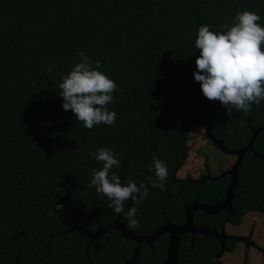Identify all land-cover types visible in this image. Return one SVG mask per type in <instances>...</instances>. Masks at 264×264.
<instances>
[{"label": "trees", "instance_id": "1", "mask_svg": "<svg viewBox=\"0 0 264 264\" xmlns=\"http://www.w3.org/2000/svg\"><path fill=\"white\" fill-rule=\"evenodd\" d=\"M243 9L258 12L264 25V0H0V264H14L18 254L17 264H125L132 257L136 243L114 228L86 252V233L67 230L77 220L94 231L117 216L90 187L93 167L103 162L88 153L99 147L120 158L111 171L122 181L148 186L142 202L125 207L137 208L138 224L121 214L138 234L154 232L166 219L183 222L184 206L194 199L224 200L228 175L188 181L176 173L188 155L190 129L202 119V94L192 91L199 87L196 30L202 24L221 29ZM78 50L99 60L118 85L107 105L116 112L111 125L86 128L62 107L57 81L78 62ZM208 103L212 133L228 148L245 146L252 130L264 126V102L230 116L218 99ZM153 155L167 162L164 189L149 183L156 179ZM238 171L232 211H197L195 224L218 228L227 219L237 225L250 211L264 213V129ZM188 237L180 238L178 264H215L218 240L197 235L191 249ZM166 243L162 235L152 248L142 245L136 264H161Z\"/></svg>", "mask_w": 264, "mask_h": 264}, {"label": "clouds", "instance_id": "2", "mask_svg": "<svg viewBox=\"0 0 264 264\" xmlns=\"http://www.w3.org/2000/svg\"><path fill=\"white\" fill-rule=\"evenodd\" d=\"M260 20L258 12L243 9L236 12L231 22H224L221 29L202 24L196 30L194 44L199 55L195 58L193 77L203 95L218 99L228 116L234 110L247 113L253 104L264 102V25L258 23ZM77 55L78 62L57 81L63 109H70L75 119L89 129L101 123L113 124L116 112L107 105L113 102V93L118 90L116 81L102 70L99 60H92L83 50H78ZM88 155L103 162L99 169L93 167L90 187L94 186L97 193L110 201L114 212L126 214L128 223L135 227L139 222L137 208L126 209L125 204L129 199L142 202L149 194L148 186L132 179L124 182L111 171L113 166H119L120 158L110 147H99ZM149 169L156 176L149 178L150 185L164 189L169 175L167 162L153 155ZM62 207L55 204L56 209Z\"/></svg>", "mask_w": 264, "mask_h": 264}, {"label": "water", "instance_id": "3", "mask_svg": "<svg viewBox=\"0 0 264 264\" xmlns=\"http://www.w3.org/2000/svg\"><path fill=\"white\" fill-rule=\"evenodd\" d=\"M192 91H197L202 94V100H203V108H202V119H201V124L205 126V131L207 138L209 142L214 146V148L222 152L224 155H230L233 156L235 159L232 163V165L227 168V169H222L218 167L219 170V176L223 174H228L230 176V183L226 189L225 193V198L223 201L215 203V204H203V203H198L194 202L190 205H188L185 208L186 211V222L182 226H174L169 222H166L165 225L159 227L156 229L152 234L146 235V234H137L135 231L128 229L125 227V225L121 222V214L122 213H117V216L115 218V221L110 224L109 226H103L100 228H97L95 231L87 230L86 228H83L82 226L78 225L77 221L75 220L74 224L69 226L67 230L75 229V230H81L85 233H87L88 237L90 238L91 241L95 239L99 234H103L107 231H109L111 228H114L121 232L123 237L129 238L133 241L136 242V248L134 255L132 256L131 260L129 261V264H135V259L139 254V249L141 245L143 244H151L154 240L159 238L161 235L164 233L169 234V241L166 247V253L167 257L166 259L162 262V264H177L178 263V247L180 243V235L185 233L188 230L192 231V236L196 233L199 234H204V235H215L219 238L221 241V248L218 254H216V257L220 256L222 252L224 251L225 245H224V239H231V240H242L243 238L241 237H236V236H227L224 235V230L222 228L221 234L217 233L216 231L209 230L205 227L201 228H196L192 226V212L193 210H201L206 213H216L219 212L220 210H231L232 202L234 199V190L238 186V167L239 164L241 163V160L245 156L246 152L248 151H253V142L256 137V135L259 133L260 130L264 129L263 127L260 128H255L252 130L250 139L248 140L247 144L243 147L239 148H228L224 142L221 139L215 138V136L212 133V123L209 120V103H208V98H206L201 89L200 86L197 89H193ZM181 95V93H180ZM176 100V97L173 98V101ZM254 155L256 153L254 152ZM208 157V156H207ZM219 176H212V175H207L206 178H216ZM130 204H134L132 200L127 201L125 204V207H127ZM17 264V262H15Z\"/></svg>", "mask_w": 264, "mask_h": 264}, {"label": "rangeland", "instance_id": "4", "mask_svg": "<svg viewBox=\"0 0 264 264\" xmlns=\"http://www.w3.org/2000/svg\"><path fill=\"white\" fill-rule=\"evenodd\" d=\"M189 151L187 158L181 168L177 171V176L180 178H186L191 176L192 178H197L200 174L204 173V166L206 153L209 156V166L210 172L215 174L218 167L222 169L229 168L234 157L230 155H224L222 152L217 151L212 144L209 142L205 126L203 124L193 126L189 132L188 139ZM259 217L264 224V214L260 212H248L244 215L240 225L232 226L227 224L226 231L231 235H242L248 232L249 226L253 221V217ZM263 219V220H262ZM264 239V238H263ZM234 249L229 252L225 251L221 257L223 264H247L246 263V250L247 246L245 242L237 241ZM257 259L254 255V251H251L250 259L248 264H256Z\"/></svg>", "mask_w": 264, "mask_h": 264}, {"label": "flooded vegetation", "instance_id": "5", "mask_svg": "<svg viewBox=\"0 0 264 264\" xmlns=\"http://www.w3.org/2000/svg\"><path fill=\"white\" fill-rule=\"evenodd\" d=\"M214 147V146H213ZM205 154V157H206V161H205V166H204V173H202V174H200L197 178H192L191 176H188V177H186V178H180V177H178V178H180L181 180H188V181H203V180H205V179H211V178H206V176L207 175H212V176H219V170H217L216 171V173L215 174H212L211 172H210V166H209V164H208V162H209V156L206 154V153H204ZM208 156V157H207ZM225 170V169H224ZM177 174V173H176ZM224 175V174H223ZM226 175H228V174H226ZM222 176V175H221ZM221 176H219V177H221ZM229 176V175H228ZM230 177V176H229ZM216 178H218V177H216ZM230 179V178H229ZM230 183V182H229ZM194 202H198V203H203V202H201V201H198V200H196V199H194V200H192L190 203H188V204H186L185 206H184V210H185V208L188 206V205H190V204H192V203H194ZM203 204H205V203H203ZM208 205H210V204H208ZM197 211H201V210H193V212H192V226L193 227H198V228H201V227H205V228H207V229H209V230H213V231H216L217 233H219V234H221V230H222V228H223V230H224V235H227V236H236V237H241V238H243L242 240H231V239H224V245H225V248H224V251L222 252V254L220 255V256H218V257H216V254H218V252L220 251V248H221V241L219 240V238L217 237V236H215V235H204V234H199V233H196L195 235H194V237L192 236V231L191 230H188V231H186L185 233H183V234H181L180 235V238H181V236H183V235H185V236H189L188 238H189V242H190V248L192 249V247H193V241H194V239H195V237L197 236V235H204V236H213L214 238H216L217 240H218V242H219V249H218V251H217V253H215V255H214V257H213V260H214V262H215V264H223V262L221 261V257L223 256V253L225 252V251H229V252H231L233 249H234V247H235V245L237 244L236 242L237 241H242V242H245V244H246V246H247V250H246V263L248 264V261H249V259H250V254H251V251H254V255H255V257H256V259H257V263L256 264H264V224H263V222L260 220L261 218H259V217H256V216H254L253 217V221H252V223L250 224V226H249V229H248V232L246 233V234H242V235H231V234H228L227 233V231H226V226H227V224H230V225H232V226H237V225H240L241 224V222L239 223V224H237V225H235V224H232V222L230 221V220H227V219H224V220H221L220 221V223H219V225H218V228H208V227H206V226H204V225H197V224H195L194 223V218H193V214L195 213V212H197ZM228 211V210H227ZM232 211V206H231V210H229V212H231ZM203 212V211H202ZM251 212V211H250ZM252 212H258V211H252ZM206 213V212H205ZM261 213V212H260ZM209 214H211V213H209ZM247 214V213H246ZM261 214H264V213H261ZM244 217V216H243ZM263 220V219H262ZM77 221V220H76ZM115 221V220H114ZM166 222H169V223H171L172 225H174V226H182V225H184L185 224V222H186V211H185V216H184V221L183 222H180V223H175V222H171V221H169V220H167L166 219ZM166 222L164 223V225L166 224ZM78 223V222H77ZM123 223V222H122ZM124 224V223H123ZM79 225V224H78ZM110 225V224H109ZM108 225V226H109ZM163 226V225H162ZM103 227V226H102ZM87 229V228H86ZM129 229V228H128ZM158 229V228H157ZM87 230H89V229H87ZM95 231V230H94ZM134 231V230H133ZM85 233V232H84ZM153 233V232H152ZM152 233H150V234H152ZM138 234V233H137ZM86 235H87V233H86ZM146 235H149V234H146ZM163 235H167V243H166V247H167V244H168V241H169V234L168 233H164ZM123 236V235H122ZM162 236V235H161ZM160 236V237H161ZM87 237H88V235H87ZM159 237V238H160ZM89 238V237H88ZM97 238V237H96ZM95 238V239H96ZM159 238H157V239H159ZM95 239H93V241L95 240ZM129 239V238H128ZM156 239V240H157ZM156 240H154L150 245L149 244H143V245H147V246H150L151 248L153 247V244L155 243V241ZM93 241H91L90 240V238H89V243H88V245H87V248L85 249V252L87 251V249L89 248V245L93 242ZM135 242V241H134ZM231 242H233V243H231ZM136 243V242H135ZM231 243V245H229ZM137 245V244H136ZM179 245H180V243H179ZM142 246V245H141ZM135 248H136V246H135ZM178 250H179V247H178ZM134 252H135V250H134ZM134 255V254H133ZM132 255V256H133ZM18 257H19V254L17 255V257H16V260H15V262H17L18 261ZM166 257H167V253H166ZM132 258V257H131ZM131 258L130 259H128V260H126V262H125V264H129V261L131 260ZM136 259H137V257H136ZM136 259H135V264H136ZM166 259V258H165ZM164 259V260H165ZM163 260V261H164ZM162 261V262H163ZM15 262H14V264H15ZM162 262H161V264H162ZM178 264V263H177Z\"/></svg>", "mask_w": 264, "mask_h": 264}]
</instances>
